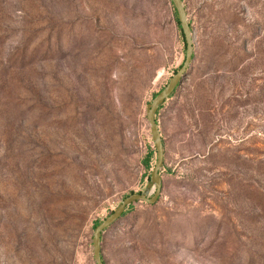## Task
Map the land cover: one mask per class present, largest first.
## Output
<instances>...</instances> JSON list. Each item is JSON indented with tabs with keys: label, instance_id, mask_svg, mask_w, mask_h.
Instances as JSON below:
<instances>
[{
	"label": "rangeland",
	"instance_id": "1",
	"mask_svg": "<svg viewBox=\"0 0 264 264\" xmlns=\"http://www.w3.org/2000/svg\"><path fill=\"white\" fill-rule=\"evenodd\" d=\"M155 112L161 190L104 264H264V0H182ZM170 0H0V264H95L150 197ZM151 152L149 167L144 159Z\"/></svg>",
	"mask_w": 264,
	"mask_h": 264
},
{
	"label": "water",
	"instance_id": "2",
	"mask_svg": "<svg viewBox=\"0 0 264 264\" xmlns=\"http://www.w3.org/2000/svg\"><path fill=\"white\" fill-rule=\"evenodd\" d=\"M174 6L177 21L179 28L181 30L185 54L184 60L178 70L169 78L165 86L153 97L150 103H148L145 117L149 125V129L152 133L153 140L156 147V162L151 170L150 178L154 182V191L152 196L147 197L143 193H131L125 196L118 206L104 219H102L96 226L93 228L91 245H92V257L95 264H104L101 259L100 252V239L101 233L104 229L113 224L124 212L125 208L136 201H144L147 203H154L159 196L161 190V177L159 175V170L162 167L163 163V145L161 140V135L159 132L158 124L155 120V112L158 109L159 105L172 93L175 86L181 82L182 78L187 72V68L191 61L192 52H193V40L191 36V28L186 18V12L182 0H170Z\"/></svg>",
	"mask_w": 264,
	"mask_h": 264
},
{
	"label": "trees",
	"instance_id": "3",
	"mask_svg": "<svg viewBox=\"0 0 264 264\" xmlns=\"http://www.w3.org/2000/svg\"><path fill=\"white\" fill-rule=\"evenodd\" d=\"M175 19H176V22H177V24H178L177 17H176V13H175ZM155 120H156V118H155ZM150 157H151V152L148 153L147 156H146L145 159H144V166H145V167H149V160H150ZM131 205H132V203L129 204L128 207L130 208ZM123 214H124V212L122 213V215H123ZM120 217H121V216H120ZM98 223H99V222H95V223H94V226H96ZM101 259H102V256H101ZM102 261H103V259H102ZM103 263H104V262H103Z\"/></svg>",
	"mask_w": 264,
	"mask_h": 264
}]
</instances>
